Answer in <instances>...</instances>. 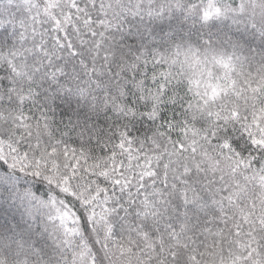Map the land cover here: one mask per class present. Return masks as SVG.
Listing matches in <instances>:
<instances>
[{
	"label": "snow or ice",
	"instance_id": "1",
	"mask_svg": "<svg viewBox=\"0 0 264 264\" xmlns=\"http://www.w3.org/2000/svg\"><path fill=\"white\" fill-rule=\"evenodd\" d=\"M0 264H264V0H0Z\"/></svg>",
	"mask_w": 264,
	"mask_h": 264
}]
</instances>
